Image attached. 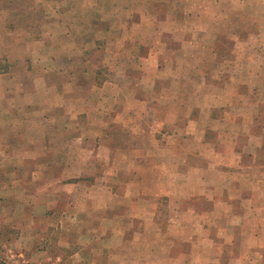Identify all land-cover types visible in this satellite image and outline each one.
I'll list each match as a JSON object with an SVG mask.
<instances>
[{
	"label": "rangeland",
	"instance_id": "374dc122",
	"mask_svg": "<svg viewBox=\"0 0 264 264\" xmlns=\"http://www.w3.org/2000/svg\"><path fill=\"white\" fill-rule=\"evenodd\" d=\"M198 1L0 0V57L11 60L13 78H16L18 86L27 84L31 76H36L43 84L48 82L55 85L48 86L44 98L65 100L62 83L64 71L67 70L74 77L73 86L67 88V100H87L89 103L103 100L99 105L95 101L94 107L99 113L108 114L113 109L114 114H122L126 109L124 100H148L144 113L146 126L149 130L152 125L154 131L158 129L156 137L147 132L146 136L139 138L132 133L133 130H124L120 123L113 127L110 140L118 145L144 140V144L150 148L152 144L166 146L167 151L146 154L149 169L143 170L146 176L143 187L146 193L163 195L160 201L162 211L154 218V224L161 221L159 223L164 226L176 222L184 223V226L194 225L191 228L195 230L173 234V238H178L179 255L186 252L194 254L195 262H198V258L202 259L206 249L201 244L197 247L195 242H202L204 235L209 234L204 233L202 218L172 217L167 214L172 213V209L181 214L188 204L200 210L206 209L208 201L203 193L213 198L210 201L213 204L215 198L225 197L227 190L233 191V187L234 191L241 187L240 191L252 192L244 189L242 183L241 186L230 185L229 179H240L254 188L248 182L254 178V163L264 165V1ZM59 15L67 18L68 35L75 39L64 48L59 46L63 45ZM162 18L166 22L162 23ZM58 47L63 52L69 51L68 56L53 57ZM128 51L130 56H127ZM30 52L36 57L30 58ZM146 55L153 58L146 61ZM142 62L152 71L131 74V79L125 76L123 68L128 64L138 68ZM157 66L167 69L162 73L156 72L154 69ZM42 69H49V72L42 73ZM46 74L50 78L47 82L44 78ZM142 75L146 76L141 83L144 88H131L133 81ZM79 80L81 85L75 88ZM5 82L7 80L0 78V84L5 85ZM170 100H178V105L170 104ZM125 104L128 105L127 102ZM206 113L216 118L210 122L211 125L207 124L212 129L210 141L214 144L219 142L218 130L229 137L222 147L212 146L210 151L204 150L206 146L198 137L204 127L202 120ZM163 118L167 121H161L163 125H159ZM102 123L98 122L97 126L100 128ZM91 124L84 122L82 127L85 129L90 125L91 129L97 128ZM185 124L192 127L188 134ZM170 127H177L176 136L157 137L159 131L166 132ZM103 128L105 135L108 129ZM189 132H195L193 138ZM171 145L177 146L176 152L170 149ZM81 155L85 165L87 161L83 160L87 156L85 153ZM126 155L117 154L112 169L81 168L83 173L96 172L100 182L92 187L80 185L78 191L97 194L100 209L105 207L103 198L113 188L117 195L124 193V190L136 192L142 170L134 165L122 168V158ZM105 157L106 154H100V158H103L100 164L106 161ZM154 161H162L164 167L158 168L159 164L155 162L156 168H151ZM205 164L211 165L207 171ZM239 164L243 167L240 168ZM127 173L135 177L131 185L124 187L123 182L130 178ZM116 178H119L120 184L108 185ZM167 192L174 196L173 200L165 198ZM190 193H193L191 201H186ZM66 203L69 209L75 206ZM118 204L122 202L118 201ZM218 205L221 206L216 201L215 207L219 208ZM78 207L84 208L82 202ZM219 218H214L216 226H219ZM244 221L239 218L232 220L233 223ZM82 222L84 224V218ZM249 234L253 235L254 232ZM10 235L5 233L3 241ZM216 235L217 232L210 234L212 239L218 241L220 237ZM223 235L229 241L235 237L234 233ZM153 237L154 233L148 234L147 239ZM6 243L8 245L10 241L6 240ZM193 243L196 247L191 252ZM11 244L6 249L0 246V253L5 250L10 256L1 260L0 264H64L56 258L48 263L33 261L23 253L15 254L13 251L16 248ZM161 244L165 243L162 241ZM237 252L241 250L236 246L231 249V254ZM247 252L250 253L249 248ZM146 253L154 255L155 249L147 244ZM152 260L153 257L150 264Z\"/></svg>",
	"mask_w": 264,
	"mask_h": 264
},
{
	"label": "crops",
	"instance_id": "0c3cea01",
	"mask_svg": "<svg viewBox=\"0 0 264 264\" xmlns=\"http://www.w3.org/2000/svg\"><path fill=\"white\" fill-rule=\"evenodd\" d=\"M256 1L264 0L254 2ZM61 17L59 15L58 24L63 45L59 46L64 48L75 39L68 35L67 18ZM164 22L166 21L162 18V23ZM68 53L69 51L63 52L59 48L53 57L59 55L67 57ZM130 55L128 51L127 56ZM29 57L36 56L30 52ZM145 58L146 61H150L153 57L146 55ZM0 59H7L10 64V69L6 73H0V78L7 80L5 85L0 84V235H2L0 246L6 249L8 246L11 247L12 243L11 245L16 248L13 249L15 254L23 253V256L33 261L42 260L45 263L56 258L64 264H150L153 257L152 264H194L196 261L195 258L193 260L194 254L189 255L186 252L179 255L178 238H173V234L195 230L191 228L194 225L184 226V223L176 222L174 225L164 226L159 223L161 221L154 224V218L160 210L162 211L160 201L163 195L157 192L146 193L147 190L143 187L146 181L143 170L149 169L146 154L167 151L166 146L152 144L150 148L144 144V140H138L133 144L123 142L122 145H118L110 140L113 127L120 123L124 130L128 129L129 132L133 130L132 133L139 138L146 136L147 132L155 136L158 129L156 132L154 125L150 130L146 126L144 113L148 100H124L126 109L122 114H114L113 109L108 114L99 113L94 107L96 100L93 102L91 100L92 103L87 100H67V88L73 86L74 79L67 70L64 71L62 83L65 100L44 98L48 86L55 87L52 82L51 85L48 84L47 79L50 78L47 74L44 75L47 83L43 84L37 80L39 78L31 76L27 84L21 83L18 86L16 78H13L11 60L4 56ZM139 64L138 68L129 64L123 68L125 76L131 79V74L152 71L146 68L143 62ZM166 69L167 67L157 66L154 71L162 73ZM43 71L47 73L49 69H42V73ZM144 78L145 75L136 78L131 88L138 90L144 88L141 84ZM80 81L75 83V88L81 85ZM153 85L155 88V82ZM59 86L61 89V85ZM170 101V104L178 105V100ZM96 102H99L97 104L99 105L103 100ZM177 118L180 119L178 115ZM213 118L216 119L211 113L203 114L204 127L201 134H198L202 145L206 146L205 151H210L212 146L222 147V144L229 140L227 133L218 130L219 142L214 144L210 141L212 129L209 125L214 121ZM161 121L166 122L167 119L158 121L159 125L162 124ZM84 122L92 123L91 125H96L97 128L91 129L88 125V128L84 129L82 127ZM98 122H103L100 128L97 126ZM186 126L188 134L192 127ZM103 127L108 129L105 135L103 132L106 130ZM88 130L95 133L87 132ZM189 133L193 138L195 132ZM177 134V127L175 129L170 127L166 132L159 131L157 137H174ZM170 147L176 152L177 146ZM82 153L87 156L83 161H87L85 165L88 167L80 158ZM119 153L127 154L122 158V168L134 165L142 170L138 178L139 187L136 192L124 190L121 195L115 194L114 188L111 189L103 198L105 207L100 209L97 194L78 191L80 185L92 187L100 182V178L96 172L83 173L81 168L112 169L116 163L114 159ZM100 154H106L107 162L103 160L100 164L103 159L100 158ZM155 162L159 164L158 168L164 167L161 165L162 161H154L151 168H156ZM210 167L211 165H204L206 171ZM257 167L261 169L258 170ZM126 175L130 176L129 173ZM134 177L132 174L128 181L123 182V186L131 185ZM116 180L113 179L108 185L120 184L119 178ZM248 182L254 185V188L240 179L232 180L231 177L228 182L230 185L241 186L242 183L244 189L252 192L240 191L241 187L234 191L233 187V191L227 190L226 195L223 193L225 197L215 198L213 204L210 202L213 198L203 193V197H207L208 201L206 209L200 210L188 204L181 214H178L176 209L170 210L172 213L167 214L172 217L181 215L202 218L204 233L209 234L204 235L205 239L202 242H195L198 244L197 247L201 244L206 248H203L205 250L203 257L198 258L196 264H264V165L254 163V178ZM165 195L169 200L174 198L169 192ZM192 196L193 193H190L186 196L189 198L185 200L191 201ZM118 201L122 204H118ZM216 201L221 205H218L219 208L215 207ZM62 202H65L64 206ZM66 202L75 206L69 209ZM81 202L84 208L78 207ZM218 217L219 226H216L214 218ZM234 218L245 221L233 223ZM211 220L214 222L211 223ZM224 224L226 225L223 226ZM211 232H217L216 237L220 239L218 241L212 239ZM249 232L254 234L251 235ZM5 233L11 235L4 242ZM152 233L154 237L148 240V234ZM230 233L235 235L232 241L223 235ZM6 240L10 241L8 245ZM162 241L165 244H161ZM195 243L191 246V252L194 251L193 247H196ZM147 244L155 249L154 255L149 256V253H146ZM235 246L241 252L231 254V249ZM248 248L250 253L247 252ZM4 252L0 253V261L9 256ZM13 261L16 263V259Z\"/></svg>",
	"mask_w": 264,
	"mask_h": 264
},
{
	"label": "trees",
	"instance_id": "16d2710c",
	"mask_svg": "<svg viewBox=\"0 0 264 264\" xmlns=\"http://www.w3.org/2000/svg\"><path fill=\"white\" fill-rule=\"evenodd\" d=\"M9 69V61L7 59H0V73H6Z\"/></svg>",
	"mask_w": 264,
	"mask_h": 264
}]
</instances>
